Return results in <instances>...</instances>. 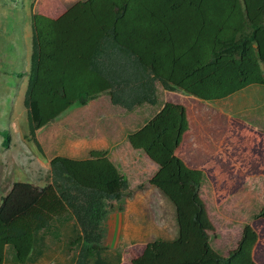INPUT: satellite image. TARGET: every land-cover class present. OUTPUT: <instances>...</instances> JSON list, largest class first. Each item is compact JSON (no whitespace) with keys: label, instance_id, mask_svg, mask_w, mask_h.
I'll return each mask as SVG.
<instances>
[{"label":"trees","instance_id":"1","mask_svg":"<svg viewBox=\"0 0 264 264\" xmlns=\"http://www.w3.org/2000/svg\"><path fill=\"white\" fill-rule=\"evenodd\" d=\"M30 28L23 105L40 152L35 131L76 103L106 93L130 111L156 104L158 85L170 92L128 141L158 165L149 182L175 205L178 237L146 243L131 264H264V207L223 256L210 244L214 226L200 196L204 175L216 204L250 176L264 175V130L205 108L209 145L197 143L188 118L196 99L264 85V0H80L57 16L32 13ZM0 134L7 147L9 132ZM179 154L206 160L205 170L189 167ZM49 166V183L15 180L0 197V264L7 246L25 263L36 235L66 215L81 232L72 242L79 245L75 264L105 250L106 218L130 195L127 179L104 151L84 160L55 156Z\"/></svg>","mask_w":264,"mask_h":264},{"label":"crops","instance_id":"2","mask_svg":"<svg viewBox=\"0 0 264 264\" xmlns=\"http://www.w3.org/2000/svg\"><path fill=\"white\" fill-rule=\"evenodd\" d=\"M26 83L27 78L25 89ZM158 86L157 103L154 105L143 104L129 111L112 104L109 96L103 93L85 105L78 107H74L75 104L72 105L53 121L35 131L36 139L41 146V152L38 155L35 154L36 161L49 170V177L40 181L24 178L34 185L42 187L51 181L49 162L53 157L63 156L73 160H84L90 157L92 151L106 152L108 159L127 179L130 195L124 198L122 209L115 207L106 218V232L103 239L105 250L100 253L99 257L90 256L88 264H131V258L139 254L146 243L171 242L178 237L175 205L160 189L149 182L157 172L158 165L142 150L132 148L128 141V135L138 130L154 116L163 106L162 103L165 102L167 94H170L161 87L162 94L159 95ZM254 87H263L264 90V85L254 84L223 99L209 102L196 99L193 105L196 107L188 105L190 127L194 131V136L199 137L196 140L197 143L213 144L204 130L205 108L208 109L209 114L217 110L226 116L241 119L264 130V102L261 103L258 100L255 103L251 96L245 98L248 104L253 101V106L256 105L252 111L249 110L241 115L234 110V107L231 111H227L213 104V102L226 100L244 90L250 93ZM172 96H177L174 91ZM179 155L191 168L205 170L207 166V161L202 158L191 160L187 154ZM256 176L259 175L250 176L246 182ZM243 186L245 183L241 188ZM205 193L207 196L203 197ZM200 196L206 210H208L207 205H220L214 201L213 185L206 175L201 182ZM114 204L118 205V203ZM80 234L74 217L55 218L49 228L36 235L29 258L22 264H75L79 245L75 244L74 251H72L70 244ZM3 264H5V257Z\"/></svg>","mask_w":264,"mask_h":264},{"label":"rangeland","instance_id":"3","mask_svg":"<svg viewBox=\"0 0 264 264\" xmlns=\"http://www.w3.org/2000/svg\"><path fill=\"white\" fill-rule=\"evenodd\" d=\"M77 1L80 0H0V130L6 129L10 136L6 147L2 144L3 136L0 134V197L15 180H25L27 177L40 181L49 177V170L36 161L35 154L38 155L40 151L29 138L27 114L23 105L31 52L30 16L32 13L57 16ZM158 89L161 95V86ZM253 90L250 93L248 90L238 92L213 104L227 111L234 107L239 115L245 114L255 107L253 101L264 102L263 87H254ZM174 92L179 97L183 95L179 91ZM249 96L253 97L251 104L245 102ZM78 106L76 103L74 107ZM262 176L246 182L243 188L240 187L219 206L207 205V213L214 226L210 242L218 254L225 256L236 247L244 225L264 207ZM75 246L70 244L72 251ZM5 253V264L18 263L11 246L6 247Z\"/></svg>","mask_w":264,"mask_h":264}]
</instances>
